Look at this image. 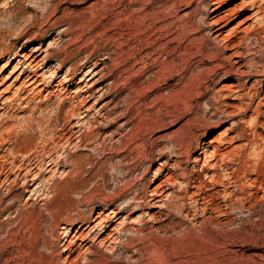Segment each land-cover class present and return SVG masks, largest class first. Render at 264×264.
<instances>
[{
	"label": "rangeland",
	"instance_id": "374dc122",
	"mask_svg": "<svg viewBox=\"0 0 264 264\" xmlns=\"http://www.w3.org/2000/svg\"><path fill=\"white\" fill-rule=\"evenodd\" d=\"M135 1L0 0V53L6 52V49L9 50V54L4 60H0V102L2 100L9 102L15 98L16 91L20 89L21 83L29 72L39 74L42 80H49V82L56 80L55 82H59L57 86L52 88L47 87V81H43L41 84L36 85L35 88L32 85L26 86V90L24 88L20 89V94L26 96V98L21 101L17 109H6L8 113L1 115L4 118L3 120H18L30 115L36 116L40 110H44L47 115L51 116V123L53 124L54 122L53 126H59L62 123L68 102H64V106L58 111L56 105L58 94H62L63 91L68 92L74 89V86H79V88L85 89V91H82L81 96H86V94L93 92V95L87 98V102L83 107L86 110L82 108L85 116L79 123L84 124V128L82 129L86 132L89 129L88 126L91 118H95V121H97L95 125L97 124L96 126H98L97 128L100 132L98 142H101L99 145L96 144L97 142H93L86 149L72 146L75 140L71 144H65V148L71 155L81 157H79L80 171L77 175L68 176L69 178L64 175L63 171H66L70 166L52 167L50 171L33 170L29 178L34 173H37L38 178L29 186V189H34L35 183L44 181V185L46 186L43 188L44 193L32 194L29 191H23V187L20 186L22 182L20 179L16 180L18 184L16 182V184L10 183L9 188L7 183L1 186L0 264H219L216 261L222 249V243L221 241L219 242V239L217 241V236L219 235L218 228H212L209 225L206 229L208 232L205 231L203 237L199 238L195 233L199 234L196 225L200 222V217L189 219V216H184L185 211L178 213L171 207V216L163 219L164 215H159L160 206L150 207L151 204H146L144 207L138 209L134 207V209L124 210L115 217H111V213H109L110 209L122 206L127 200L123 201L120 199L114 201L113 196L117 192H124L128 186V188L132 187V191L135 189L143 190L147 180H151V183L148 184L150 190L163 180V178L152 179L154 170L159 167L160 162L168 156L170 157V155H164L161 160L149 163L147 162V158L150 151L155 157L158 155L157 150L162 146L167 147L174 140L182 137L187 138L189 135L187 119L191 113L185 110L182 111L183 114L176 120H167L166 124L156 127L155 131L146 136V147L138 148L131 153H128L122 146H117L114 149L110 148L109 146L118 137V134L112 135L109 134V131L103 132L101 129L106 126L109 120L104 117L103 111L99 112L98 108L112 97L115 91L119 93L118 98L126 93L124 90L126 84L124 83L126 80L125 68L131 66V71L135 70V73L141 70L142 73L138 79V82H141L142 79L153 71L154 65L145 54L153 51L156 45L160 44L163 40L161 38V42L157 41L158 44L156 43L155 45L147 44L150 38H153V32L151 33V31L155 27H146L150 22H148L149 19H145L147 24L144 22L140 26V34H143V37L145 36L143 39L140 35L141 41L144 40V43H140H143V45L137 44L135 39L137 38L135 35L137 33L132 28L130 29L133 26L132 24H134V17L133 15L129 17L126 13V11L130 13L131 10L136 8ZM170 1L151 0L150 3L157 10L160 9L162 12L165 10V14L166 9H164L163 3ZM208 1L211 0H203V3L200 4L201 9H204L203 4ZM241 1L232 0L226 3L225 8L233 10L228 18L223 19L219 23L223 27L211 35V40L214 44L220 46L221 43H225L226 38H228L235 25H237V22H244L239 24L238 30L246 27L251 21V19H247V16L261 3V0H252L254 4L248 5L251 9L237 10ZM193 5L194 3L191 7ZM191 7L181 4L178 12H172V14L166 13V15H163L159 11L162 15V17L160 15V20L164 18L161 21L158 20L155 26L168 22L167 24H169L171 30H179L187 20V14ZM53 8L56 9L53 10ZM46 9L47 14L45 16L44 11ZM196 17L198 18V15ZM219 25H213V28ZM202 32L207 35L206 28ZM263 41L264 26L255 25L249 37L237 49V51L242 52L240 56L243 65L241 66L242 71H248V61L250 60L256 62L257 69L264 65ZM172 44L174 45L175 43ZM95 45L97 46L94 49ZM36 46L39 49L27 59H25V56L20 57L17 55L22 52L27 54L32 53ZM247 48L248 50L250 49V52L247 51ZM235 50V47L222 49L220 59L226 60L229 57L228 60H236L238 57L234 56ZM193 53L194 51L191 50L190 55L187 56V64L190 67L188 72L201 71V73L199 72L200 77L203 78H200V82L201 80L203 81L200 83L202 94L194 96L190 102V106L191 110H196L199 116L206 121V125L202 123L200 125L196 121L192 122L195 125L192 128V136H194L192 137L193 142L188 158H184L183 156L181 159H178L180 165L173 171V176L167 181L168 185L170 184L173 187L176 195H182L180 188L184 186L186 180L192 182V175H200L204 180L205 177L201 171L204 154L201 150L202 148H200L201 145L195 148L197 143L209 140L212 144H216V138L218 137L225 141L233 137L234 139L230 143L223 145L221 152H228L227 156L237 158L238 162L241 161L239 163L241 168L251 166V168H247L251 172V174L247 175V182L245 179L240 181L245 193H242L239 189L237 191V196L240 200L239 203L237 202L239 207L236 209L235 214V224L242 223L246 228L251 227V248L246 249L243 255L238 254L233 264H264V76L255 85L260 99H256L251 105L247 95L238 99L233 98L230 92L228 94L225 86L230 84L232 80L224 78L218 72L213 73V71H208L207 74L205 68L208 67L207 69H210L211 60H207L204 57L203 60ZM88 56L90 60L95 57L107 56L108 58H105V61L109 63L108 69H104L98 75L90 73L83 81H80L76 85L68 86L65 72L70 71L71 73V68L84 61V58ZM127 58L129 62L126 64ZM109 59H113L111 63ZM197 59H202L204 64H199ZM144 65L146 66L145 69ZM98 66L101 67V64ZM80 69L78 68L73 71L74 73H71L73 82L79 77H83V72ZM134 72L132 73V77L136 75ZM105 74L106 78L98 81ZM247 74L246 72L241 81L247 82L248 86L253 84V80L260 78L255 75L256 73L252 74L251 77H248ZM210 77H213V80H210ZM177 78L178 75L173 73L167 83L159 86L158 91L165 94V87L171 86L177 81ZM113 79H115V83L114 86H111L109 84H111L110 82ZM89 84L92 85L87 87ZM103 84H106V88L100 90L99 86L101 87ZM109 88L112 89L110 90ZM88 89L91 91H88ZM104 92L111 93V95L102 99L100 96ZM151 98L152 95L147 97V100L149 101ZM48 99L54 103L45 108L46 110L42 105L30 111L34 105ZM259 104L261 114L256 119L255 113L251 111V107L254 108ZM220 108L225 109V112H220ZM245 108H250V110L247 113H243L242 111ZM4 109L0 110V113ZM120 110L121 108L118 109L114 116ZM144 111L146 110L144 109ZM173 119L175 118L173 117ZM218 119L222 123L214 126V122H220ZM76 120H71L67 127H70ZM256 121L258 124L254 128V122ZM234 122L240 125L241 134L251 140L250 146H243V143L246 141L238 139V130L230 131L228 129ZM117 124L114 128L117 127ZM27 135L33 140L37 139L38 131L35 129V125H33ZM61 146L58 145L57 148ZM250 152L251 155L248 154ZM86 156L90 162L86 160ZM123 156H126L124 160ZM195 158H199V161H193ZM173 159L175 157H170L169 162L172 163ZM245 163L246 165H244ZM259 165L261 166V173L259 172L257 180L252 184L255 177L253 173L254 168L256 166L258 168ZM180 176L183 177L181 178ZM13 177V175H10L9 180ZM249 181H251V187L247 185V183H250ZM51 183L54 186L52 192L50 189L46 190L48 184ZM166 187L163 184L161 189ZM149 190L147 192V199L152 198L149 195ZM156 199L158 197H155L149 203H152ZM185 200L187 199L185 198ZM140 217L143 218L141 233L136 234L135 232L123 231L124 228L136 227L134 224L137 223V219ZM84 218L88 221L78 230L76 233L77 237L69 238L76 229L75 226L71 228L73 231L69 234L67 240L70 243V252L64 250L62 238L67 233L68 227L76 220ZM221 220L225 221L222 218ZM159 224H164L165 229L160 230ZM62 225H66L67 229L60 228ZM172 227H175V230ZM189 227H192L191 233L183 237L182 230ZM228 227L224 226L222 230L228 229ZM212 229H216L218 234ZM130 233L131 240L127 238V235ZM238 235L244 236L245 231H240ZM169 239L171 240L169 241ZM67 241L65 244L68 243ZM239 244L241 243L239 242ZM156 246L162 250L158 253H161L162 260L157 257L158 254H155V250H159L158 247L154 249ZM155 257L158 259H155Z\"/></svg>",
	"mask_w": 264,
	"mask_h": 264
},
{
	"label": "bare ground",
	"instance_id": "6f19581e",
	"mask_svg": "<svg viewBox=\"0 0 264 264\" xmlns=\"http://www.w3.org/2000/svg\"><path fill=\"white\" fill-rule=\"evenodd\" d=\"M150 1L151 0H143L142 2L141 0L140 2V0H136L134 3L135 5H137L136 8L134 10H131L130 13H128L126 10L125 11L129 15V17H132V15L134 17V24H132L133 26H131L130 29L132 28L137 33L135 34L137 38H134L136 39L138 45L144 41H141L142 38L144 39L145 36L143 37V34H140V26L144 24L145 19H149V21H146L150 22L148 24L145 22L147 24L146 27H155L154 30L151 31V33L153 32V38H150V41L147 42V44L149 43L151 45H155L156 43L158 44V42H161V38L163 39L160 44L156 45L154 50L152 49L153 51L150 52L151 54H145V56H147L150 62L154 63L152 68L153 71H151V73H149L144 79H142L141 82H138V79L141 76L140 74L142 73L141 70L136 71V73L134 72L135 70L133 71L136 74L135 77H132L133 72L131 71V66H127L125 68V71L123 70L126 74V80L124 82L126 83L124 89L126 93L120 98H118L119 93L118 91H115V94H113L112 97L106 100L98 108L99 112L103 111L104 117L109 120L106 126L100 128L103 130V132L109 131V134H118V137L112 142L111 146H109L110 148L114 149L117 146H122L125 150H127L128 153H131L132 151L134 152V150H137L138 148L146 147L145 145L147 142H145V138L146 136H148V134H151L153 131H155L156 127H161L162 125L166 124L167 120H176L183 114L182 111L185 110L191 113L190 117L187 119L189 135L187 136V138L182 137L178 140H174L173 142H171L172 144H169L167 147L162 146L157 150L158 155L155 157L150 151L147 158V162L149 163L158 161L159 159L161 160L164 155L168 154L170 155V157H175V159L172 160V163H170V157L168 156L166 159L160 162L159 167L155 168L152 179L157 180L163 178V180H161L160 183L157 184V186L151 188L150 190L148 188V184L151 183V180L146 179L147 181L144 184L145 186L143 190L135 189L134 191H132V187L128 188V186L125 190L123 188L124 192L122 191V193H118L116 191L117 194L115 196L112 195L114 201L120 199L123 201L126 199L127 200L122 206L110 209L109 213H111V217H115L117 214L121 213L124 210L134 209V207L138 209L144 207L146 204H151L150 207L160 206L159 208H161V210L159 212V215H164L163 219L169 218L171 216V207H173V209H175L178 213H182L183 211H185L184 216H189V219H196L197 217H200V222L198 223V225H196V228H198L199 230V234L195 233V235H197L199 238L201 236L203 237L209 225L212 228L217 227V230L219 231L217 241L218 239L219 242L221 241L222 249L219 252L218 259L216 262H218L219 264H233V261L235 260L238 254L243 255L246 249L251 248V227L246 228L242 223L235 224L236 209L239 207V204L237 205V202L239 203L240 200L237 196V191L239 189L242 193H245L243 192L244 188H242L240 181L245 179V181L247 182V175L251 174V172H249L247 168H251V166L248 164L250 167L248 166L247 168H241L239 164L241 162L240 160V162H238L237 158L227 156L228 152H221L223 145L225 143H230L234 138L230 137L228 138V140L225 141L218 137L216 138V144H212V142H209V140H203L200 143H197L195 148L201 145L200 148H202L201 150L204 154V159L202 160L201 164V171L205 179L203 180L202 176L200 175H192V182L190 180H186L184 186L180 188L182 195H176L173 190V187L170 184L168 185L167 181H169L170 178L173 176V171L179 167L180 161L178 159H181L183 156L184 158H188L193 142L192 137L194 136H192V128L195 125H193L192 122L196 121L199 122L200 125L201 123L203 125H206V121L199 116L196 110H191L190 106V102L193 100V97L200 96L202 94V90L200 91V83L203 81L201 80L200 82L201 71L197 70V72H188L190 67L187 64V56L190 55L191 50L194 51L193 54L195 56H199L202 59L204 57L207 60H211V66H209L210 69H207L208 67H204L206 73L208 71H213V73L218 72L221 73L224 78L232 80V82L225 86V88L227 89L228 94L230 92V94L233 95V98L239 99L247 95L251 105L256 99H260L259 92H257L255 85L261 80V77L264 76V65L257 69L258 66L256 62L250 60L248 61V71H242L241 66L243 65L241 63L242 60L240 59L242 52L237 51V49L240 47L241 44L245 42V39L249 37L255 25L264 26V0H261V3L257 6V8L247 16V19H251L250 23L247 24V26L242 28L241 30H238L239 24L244 22H237V25H235L234 29L228 35V38H226L225 43H221L220 46L212 42L211 35L215 31L223 27V25H219V23L223 19L228 18L230 16L231 11L233 9L229 10V8H225V5L226 3L232 0H211L203 4L204 9H201L200 7V4L203 3V0H171L170 2H164L163 5L165 6L164 9H166L167 14H172V12H178L181 4L186 5V7H191V5L194 3V5L188 11L187 20L180 27V29L178 28L179 30H171L169 24H167L168 22L165 23L166 25L163 24L155 26V23L160 20L161 14L159 11L161 10H157V8L153 7ZM253 4L254 1L252 0H242L237 10H249L251 9V7H249L248 5L251 6ZM55 9L56 8H53V10ZM164 12L165 10H163V12L161 11L163 15H166V13L164 14ZM44 14L46 16L47 9L44 11ZM197 15L198 18L196 17ZM122 16L124 15L122 14ZM163 18H161V20ZM68 25H70V23H68ZM213 25L219 26L213 28ZM205 28L207 29V35L202 32ZM140 35L142 36V38ZM143 43L140 45H143ZM172 43L175 44L173 45ZM96 46L97 45L94 46V49L96 48ZM231 47L236 48L234 56L238 58L233 61L231 59L228 60L229 57L226 60H221L220 54L222 49H229ZM38 49V46H36L32 53L27 54L22 52L18 53L17 55H19L20 57L25 56V59H27ZM249 50L247 48V51ZM5 51L6 52L4 53H0V60L2 61L9 54L8 49H6ZM105 58L108 57H95L90 60L88 56L84 58V61L72 67L71 73H74L73 71L78 68H81L80 71L83 72V77H79L74 82L72 80L70 71H66L65 78L68 79V86L76 85L80 81H83V79L90 73H92V75H98V73H101L102 71H104V69H108L109 63L105 61ZM202 59H197L199 64H204V59ZM109 60V62L111 63L113 59ZM126 60L127 64L129 60L128 58ZM100 64L101 67L98 66ZM145 67L146 66L144 65V69ZM107 72L109 71L107 70ZM246 72L248 73V77H251L252 74L256 73L255 75L259 76L260 78L253 80V84H250L248 86L247 82L245 83L241 81ZM173 73L178 75L177 81L171 86H166V93L162 94L158 91L159 86L161 84L167 83L172 77ZM108 75L107 77H109ZM105 78L106 74L105 76H102V78L98 79V81H102ZM24 79L25 80L21 83L20 87V89L24 88V90H26V86L33 85V88H35L36 85L41 84L43 81H47L46 85L49 88H52L59 84L58 81L55 82L56 80L51 82H49V80H42V78H40V75L36 74L35 72H29L26 75V78ZM210 80H213V77H210ZM110 83L111 84L109 85L114 86L115 79H113ZM91 85L92 84H89L87 87H90ZM74 87V89H71L68 92L63 91L62 94H58V99H56L57 110L60 111L62 109V107L64 106V102H68V106L64 112L62 123L56 127L53 126L54 122L53 124L51 123V116L47 115L44 110H40V112L38 113V115L36 114V116L30 115L27 117L20 118L18 120H3L4 118L1 115L3 113H8V110L6 109H17L21 101L26 98V96H22L20 94V89L16 91L15 98H13L11 101L6 102L2 100L0 102V110L5 108L0 113V188L5 183H7V186L9 188L10 183L13 184L16 182L17 179H20L22 181L20 186L23 187V191H29L32 194L44 193L43 188L46 187L44 185V181H39L38 183H35V188L31 190L29 189V186L32 185L38 178L37 173H34L33 176L29 178V175L32 174L33 170L50 171L52 167L58 168L63 166H70L66 171H63L64 175L66 177L77 175L80 171L79 160L81 157L71 155L65 148V144H71L72 141L75 140L74 144L72 143V146H78L80 148L86 149L93 142H97L96 144L98 145L101 143L98 142V138H100V132L97 128L98 126H96L97 124L95 125V123L97 122L95 121V118H91L90 124L88 123L89 129L86 132L82 129L84 128V124L82 125L81 122L79 123V121L85 116L83 111L86 110V108L84 109L83 107L87 102L86 100L88 97H91V95H93V92L86 94V96H81L82 91H85V89L79 88V86ZM105 88L106 84H103L101 87L99 86L100 90ZM89 90L90 89H88V91ZM110 95L111 93L104 92L102 93V96H100V98L104 99L105 97H109ZM151 95L152 98L148 101L147 97ZM53 103L54 102L50 101L49 99L46 101H42L40 102V104L38 103L37 105H34L32 107L33 109H30V111H33L35 108L41 107L42 105L45 109ZM82 108L84 110H82ZM119 108H121V110L118 114H116V116H114ZM144 109L146 111H144ZM219 110L222 113L225 112V109L220 108ZM249 110L250 108H245L242 112L247 113ZM251 111L255 113V117L256 119H258L259 115L261 114L260 104L255 106L254 108L251 107ZM210 115L209 117H211ZM173 117L175 119H173ZM73 119H77L76 122L71 124L70 127H67L68 123ZM219 121L220 122L218 123L214 122L213 125L216 126L222 123L221 120ZM117 122H119V124H117ZM116 124L117 127L114 128ZM257 124V121L254 122V128ZM33 125H35V129H37L38 131V137L36 140H33L27 135L28 132L32 129ZM228 129L230 131L238 130V139L246 141L245 143H243V146L251 145V140L241 134V127L237 122H234V124H232V126ZM59 142L60 144H58ZM58 145L64 146L57 148ZM248 154L251 155V152ZM125 157L126 156L122 157L123 160L125 159ZM86 160L89 161V158L87 157ZM193 161L198 162L199 158H195V160ZM244 165H246V163ZM256 167L253 171L255 177L253 178L252 184H254L257 180L261 168L260 165L258 166V168ZM10 175L14 176L11 180H9ZM28 181H30V183H28ZM249 182L250 183H247V185L248 187H251V181ZM163 184H165L167 187L161 189ZM170 188L171 190L169 191ZM47 189H50V191L52 192L54 190L53 183L48 184L46 190ZM148 190L150 191L149 195L152 196V198L150 199H147ZM163 193L166 194L163 195ZM155 197H158V199L154 200L152 203H149L153 199H155ZM185 198L187 200H185ZM221 218L223 220L225 219V221H222ZM142 219V217L137 219V223L134 224L136 225V227L124 228L123 231L135 232L136 234L141 233L143 226ZM87 221L88 220L85 218L78 219L73 224H71L68 229L66 225H62L60 227L62 229H67V233L64 234L62 238V245L64 250H68L70 252V243L67 240L69 234L73 231L71 228L74 226L76 227L74 233L70 235L69 238L75 237L78 230L81 229ZM224 226L229 227L228 229L226 228L225 230H222ZM158 227L160 230L165 229L164 224H159ZM191 228L192 227L182 230L183 237L186 234L191 233ZM172 229L175 230V227H172ZM212 230L216 231V229ZM242 230L245 231V235L239 236L238 234ZM216 234H218L217 231ZM127 238H129L130 240L132 239L131 233L127 235ZM170 240L171 239H169V241ZM66 241L68 242L67 244H65ZM239 242L243 245L239 244ZM157 247L158 246H156V248L154 249H157ZM160 250L161 248H159V250H155V254H158ZM160 254L157 255L159 259L162 257L160 256ZM158 258L155 257V259Z\"/></svg>",
	"mask_w": 264,
	"mask_h": 264
}]
</instances>
